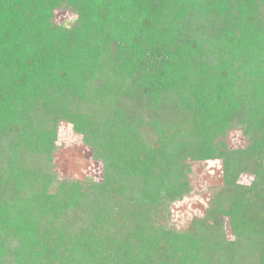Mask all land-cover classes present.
<instances>
[{
	"label": "trees",
	"instance_id": "trees-1",
	"mask_svg": "<svg viewBox=\"0 0 264 264\" xmlns=\"http://www.w3.org/2000/svg\"><path fill=\"white\" fill-rule=\"evenodd\" d=\"M61 123L100 182L58 176ZM232 127L204 218L170 226ZM0 264H264V0H0Z\"/></svg>",
	"mask_w": 264,
	"mask_h": 264
},
{
	"label": "rangeland",
	"instance_id": "rangeland-1",
	"mask_svg": "<svg viewBox=\"0 0 264 264\" xmlns=\"http://www.w3.org/2000/svg\"><path fill=\"white\" fill-rule=\"evenodd\" d=\"M53 22L56 25L69 26L76 18L75 14L65 5L56 9L53 13ZM220 144V158L209 161L206 164L191 165L189 182L191 192L181 201L173 203L170 207L169 225L176 229H185L193 219H203L211 194L222 186V168L224 172L228 169L224 159L230 162L239 158V151L246 145L241 130L237 127L228 129L226 134L218 138ZM56 150L53 154V164L58 176L62 179H84L90 178L94 182H100L103 177L102 164L92 159L91 150L84 145L81 136L76 134L71 125L61 123L57 129ZM222 156V157H221ZM242 183H249V177L240 178ZM69 214L57 211L54 219L57 232L60 234L69 223ZM229 237V231L227 229Z\"/></svg>",
	"mask_w": 264,
	"mask_h": 264
}]
</instances>
